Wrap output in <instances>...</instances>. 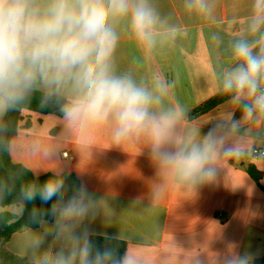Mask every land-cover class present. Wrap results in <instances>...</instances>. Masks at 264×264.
I'll list each match as a JSON object with an SVG mask.
<instances>
[{
  "label": "clouds",
  "instance_id": "1",
  "mask_svg": "<svg viewBox=\"0 0 264 264\" xmlns=\"http://www.w3.org/2000/svg\"><path fill=\"white\" fill-rule=\"evenodd\" d=\"M216 7L217 0H182L186 15L206 22L215 21ZM181 31L156 0H0V118L39 93L60 104L71 125L103 123L113 145L146 146L167 180L153 188L154 201L168 188L195 196L217 182L219 158L247 154L246 139H233L241 124L264 125V0H249L244 33L229 42V63L216 73L217 93L240 112L227 132L217 126L203 136H177L187 113L170 103L174 82L140 72ZM211 39L220 37L213 33ZM127 42L140 55L125 66L117 52ZM3 147L10 151L12 145ZM254 155L264 161V153ZM37 197L51 202L47 213L36 208L29 213L44 231L9 244L28 264H142L127 250L121 255L113 246L94 245L85 221L98 209L83 186L67 196L59 173L42 185L24 184L15 214L22 215ZM46 214L54 217L50 226ZM225 264H251V257L228 256Z\"/></svg>",
  "mask_w": 264,
  "mask_h": 264
},
{
  "label": "crops",
  "instance_id": "2",
  "mask_svg": "<svg viewBox=\"0 0 264 264\" xmlns=\"http://www.w3.org/2000/svg\"><path fill=\"white\" fill-rule=\"evenodd\" d=\"M156 2L162 12L173 14L182 31L140 69L141 74L156 72L174 82L170 103L187 113L177 125V136H203L217 126L229 131L237 109L228 100L206 113L193 112L218 95L216 73L229 63V42L244 33L249 0H217L214 22L186 15L182 0ZM213 33L219 41L211 39ZM139 55L131 42L117 52L125 66ZM23 114L31 125L12 138V162L36 177L73 175L76 185L69 196L83 186L97 204L95 217L85 221L90 234L125 241L127 251L139 256L142 264H225L228 256L248 255L249 243L263 244L264 161L252 150L264 147V125L241 124L233 139H246L247 154L219 158L216 183L202 186L195 196L168 188L154 201L153 188L167 180L143 144L115 146L108 125H71L62 110L44 116ZM63 152L73 160L64 159ZM250 164L262 172L260 184L248 173ZM44 227L14 233L0 245V255L20 257L9 245L13 238L42 233ZM254 259L251 256V264Z\"/></svg>",
  "mask_w": 264,
  "mask_h": 264
},
{
  "label": "trees",
  "instance_id": "3",
  "mask_svg": "<svg viewBox=\"0 0 264 264\" xmlns=\"http://www.w3.org/2000/svg\"><path fill=\"white\" fill-rule=\"evenodd\" d=\"M227 101L226 97L217 95L205 102L203 105L195 109L193 115L206 113L220 104ZM61 110V105L57 103H49L43 100L39 93L33 94L30 98L18 104L13 110L9 111L1 124L4 125V130L0 131V208L7 206L18 205V193L24 184H44L51 175L36 177L28 169L19 164H14L10 158V153L3 145L11 142L12 138L18 133L20 128H29L31 122L29 118L24 117V111L35 113L41 116L56 113ZM240 119V112L237 110L232 122ZM41 121V120H39ZM250 176L260 184L262 180V172H260L253 164H250L247 169ZM65 187L67 196L72 192L71 186L75 187L76 179L73 175L64 174ZM51 202L42 203L37 197L33 202L26 205V209L21 218L16 214L2 213L0 214V245L7 242L11 236L23 228L38 229L41 224L32 222L30 211L33 208L48 212ZM43 220L51 222L54 217L44 215ZM91 240L96 247L113 246L119 254H123L127 250V243L120 239L91 235ZM0 264H28L24 258L3 253L0 255ZM252 264H264V241L263 255L252 261Z\"/></svg>",
  "mask_w": 264,
  "mask_h": 264
},
{
  "label": "rangeland",
  "instance_id": "4",
  "mask_svg": "<svg viewBox=\"0 0 264 264\" xmlns=\"http://www.w3.org/2000/svg\"><path fill=\"white\" fill-rule=\"evenodd\" d=\"M264 134V131H263ZM17 205H12V206H7L4 208H0V214L2 213H13L15 214V209H16ZM24 214V213H23ZM22 215H18V216H23ZM264 238V236L262 237ZM249 247V251H248V256L251 257L253 256V258H260L263 255V244L262 243H258V242H253V243H249L247 248Z\"/></svg>",
  "mask_w": 264,
  "mask_h": 264
},
{
  "label": "built area",
  "instance_id": "5",
  "mask_svg": "<svg viewBox=\"0 0 264 264\" xmlns=\"http://www.w3.org/2000/svg\"><path fill=\"white\" fill-rule=\"evenodd\" d=\"M261 153H264V147H260V148L259 147H254V149L252 150V155L254 157H256V155H254V154H261ZM62 157L64 159L73 160V156L70 155V153H68V152H63L62 153Z\"/></svg>",
  "mask_w": 264,
  "mask_h": 264
}]
</instances>
